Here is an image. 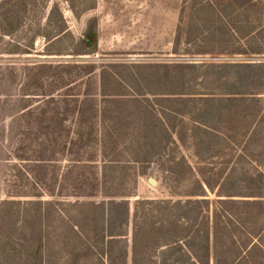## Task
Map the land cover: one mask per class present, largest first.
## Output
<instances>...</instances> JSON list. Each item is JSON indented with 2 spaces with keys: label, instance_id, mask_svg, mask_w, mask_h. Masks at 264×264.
<instances>
[{
  "label": "rangeland",
  "instance_id": "1",
  "mask_svg": "<svg viewBox=\"0 0 264 264\" xmlns=\"http://www.w3.org/2000/svg\"><path fill=\"white\" fill-rule=\"evenodd\" d=\"M5 1L0 13L12 8L10 29L24 1ZM207 1L47 0L20 16L31 31L0 32V264H61L77 240L68 219L99 232L95 242L78 236L77 264L108 261L105 253L124 243L131 264L133 232L144 231L150 239L144 248L137 241V264H264L263 209L241 206L257 200L253 181L264 173V131L249 123L255 108L248 99L229 107L207 135L184 114L187 93H228L226 80L214 82L229 72L225 65L264 63V53L219 51L246 47L240 34L249 30L235 33L233 14L220 23L206 10L198 20ZM53 5L66 32L48 41ZM249 12L263 27L264 7ZM89 28L95 47L77 43ZM189 35L196 42L185 44ZM206 36L215 38L198 41ZM256 39L251 48L264 41ZM202 47L211 53H187ZM187 63L202 68L189 73ZM258 100L264 110V93ZM114 158L118 167L102 172ZM172 223L183 239L157 244ZM123 232L124 242H109L113 249L99 245L101 236Z\"/></svg>",
  "mask_w": 264,
  "mask_h": 264
},
{
  "label": "trees",
  "instance_id": "2",
  "mask_svg": "<svg viewBox=\"0 0 264 264\" xmlns=\"http://www.w3.org/2000/svg\"><path fill=\"white\" fill-rule=\"evenodd\" d=\"M23 1H24L23 3L24 8L23 10L18 8L21 11H18L17 13L13 14L14 16L13 19L15 20H12L13 23H10V29L7 28L6 26L7 25L6 17H7V14H10V13L12 14L13 12L12 8H10V10H7L6 12L3 11L0 13V24H1L0 32H2V34L11 35L16 31L21 30L22 28H25V30L30 29L31 31V25L33 22L29 20V23L25 25L24 23H22L23 18L21 17H23V15H28V11H30L32 7H36L38 10L39 8L44 9L47 5V0H26V1L23 0ZM67 1L69 3H72V0H67ZM6 2H9V0L8 1L6 0L3 4H5ZM261 2H262L261 0H213V1L208 0L206 4H202L201 6H198V9L196 12L197 19L198 20L205 19L204 17H201V15L205 13L206 10H209L210 11L209 13L212 16L214 13L217 18V21L220 23H222L223 21H226L225 17L227 18L228 15L233 14L234 15L233 20L230 19L227 21L228 23L230 22L233 23V26H231V28H233L234 32L237 31V29H241V28L242 29L246 28L247 30H249L248 33L245 35L240 34V38L244 40V44L247 46L246 47H244L243 45L234 46V44L232 43L230 47L225 46L222 49L219 48V51L235 53V54L248 53V52L264 53L262 52L264 51L262 50V48H264V41L260 42L257 45V47L254 46V48H251V45L253 43L251 42V40H255L256 38L259 39V37L264 38L263 36L264 35V25H262L263 27L259 29V26H260L259 16L256 18L251 17L250 16L251 12H249L250 10L253 11L255 9H260V7H264L263 5H260ZM263 4H264V0H263ZM56 13L58 14L56 15ZM54 15H56L55 21H53ZM215 22H213V20L211 19V20H208L207 23L203 22L202 25H204L205 27L206 25H212ZM51 23L53 25L51 26L52 32L50 34L49 33L42 34L43 37L47 39L48 41L57 39L66 32V26L64 23V19H63L62 14L58 10L57 5H53L49 9V12L47 14L46 25L50 26ZM220 26L223 27L222 25ZM204 27H202L201 24H198L197 30L201 29L200 32H203L202 30L208 29ZM90 28L88 31L84 33V37L82 38V40H79L77 43H81L85 45L86 47H95L96 35H95L94 30L93 29L90 30ZM214 38L215 37L213 36H206L202 38L203 40L199 39L198 41H203L204 43H207L213 40ZM195 39L196 38L194 36L189 35L187 40H185L186 42L185 44H187V42L188 43L196 42ZM174 42H175L174 44L178 47L181 43V37L180 36L178 37L177 35ZM27 47L31 48V45L29 44V46ZM186 50L190 51L189 49H186ZM210 51L211 50L205 47H202L199 50H196L195 52H187V53L206 54V53H211ZM25 53H28V52H26L25 50ZM76 53L80 54L82 52H76ZM184 67H186L188 71H190L189 73L200 72L201 70L200 68H202L201 65H196L194 63H187L186 65H184ZM224 67L230 68L229 72H226V73L223 72L220 78L214 82H219L221 81V79H223L222 81L226 80L224 81V83L226 84V90L228 93H224L225 96L221 97L219 95L214 94L215 92L214 93L211 92L208 95H206V97L204 98H201V97L200 98H190L189 94H193V93H189V94L187 93L185 95L186 98H184L183 100L184 101L183 105L186 108L184 114L189 117V120L192 121L194 125H196L195 128L198 130V132H201L207 135V134H210L212 131H214L217 128V125L225 119L224 114H222V112L228 110L229 107L234 106V105L237 106L239 102L247 101L248 99L249 100L248 104L255 108V110L250 114L249 123L257 127L258 133H259V130L264 131V110L262 109V105L259 103V100H258L259 94L264 93V63H232L231 65H225ZM231 68L233 70H231ZM185 73L186 75H188L187 72ZM201 73H204V72L202 71ZM222 100H226V101L222 102ZM236 111L241 112L240 109H237ZM230 113L231 112H229V114ZM241 128H242V124H241ZM194 134L195 133H193L192 135L195 137L196 134L195 135ZM118 153L120 152H117V154ZM120 163L121 162H119L117 158L116 159L114 158V161L107 162L102 165V172L104 170L106 172L107 171L110 172L111 170L117 168ZM259 175L260 177H258V180L253 181V183H255L256 185H253L255 190L252 196L256 198L257 200H254V201L248 200L246 202H243L244 205H241V206L249 207L250 211L251 209H255V208L257 209V211H261V209H263V213H264V173L259 172ZM116 196H121V195H111V197H116ZM127 211H128V208H127ZM261 213L262 212H259V215ZM63 219H66V218L61 217L60 220L64 222ZM68 220L71 222V227H70L71 229L69 227L68 228L70 229V231L73 232V236H76L77 238V240L73 243L74 250L71 253L75 254L77 252V249H80V246L82 244L81 238H85L86 236L89 235V239L93 238L92 241L94 242L96 241L99 235V232L97 231L96 228H94V226H92V228L88 232L87 230H85L86 228L81 223V220L80 221L78 220V222L76 223H72L70 219ZM42 221L43 219L41 220L39 219V221H37L36 224L40 227ZM161 228L162 227L160 228L154 227L152 230L160 231ZM183 233H184V230H181V228L176 223H172L171 228L170 229L168 228L166 230L165 234L167 236H164L165 240L162 242H159L158 238H155V242L157 244L161 243V245H163V244L170 243V241L171 242L179 241L183 239L184 237ZM144 234H145V237L139 238L138 232H133L132 246H131V264H137L139 260L138 256L140 253L139 251L140 248L138 250L136 249L137 241L138 240L143 241V244H142L143 248L148 246V240L150 239V233L147 231H144ZM124 235L125 234L123 232V233H118L115 235L110 234L108 236L107 235L101 236L99 245L101 244L102 246H105L106 248L107 247L109 248L110 246V249H113V245L111 244H114V242H119V241L124 242V240H122V239H125ZM78 236L81 237L79 241H78ZM109 242L111 243L110 245H109ZM84 244H85V241L81 249L84 248ZM41 247H42L41 243H39L35 251L36 256L40 254ZM71 253L68 256L62 258L58 262H61V264H77L80 258L79 257L75 258L71 256ZM105 255L109 257L108 261L101 260L100 261L101 264H117V263L126 264V260L128 257V247L126 243H124V245L120 247V251L113 253L110 250V252L105 253ZM54 263H57V261L55 260ZM228 264H233V262H229Z\"/></svg>",
  "mask_w": 264,
  "mask_h": 264
},
{
  "label": "water",
  "instance_id": "3",
  "mask_svg": "<svg viewBox=\"0 0 264 264\" xmlns=\"http://www.w3.org/2000/svg\"><path fill=\"white\" fill-rule=\"evenodd\" d=\"M151 182H153V181H151Z\"/></svg>",
  "mask_w": 264,
  "mask_h": 264
}]
</instances>
